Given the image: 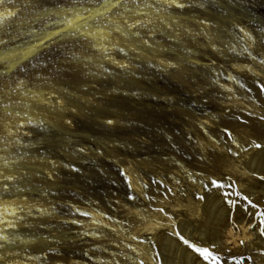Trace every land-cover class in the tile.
<instances>
[{
    "label": "rangeland",
    "instance_id": "374dc122",
    "mask_svg": "<svg viewBox=\"0 0 264 264\" xmlns=\"http://www.w3.org/2000/svg\"><path fill=\"white\" fill-rule=\"evenodd\" d=\"M124 2L105 13V0H5L18 15L0 27L6 41L0 53L9 57L0 62V171L15 177L10 192L43 200L55 213L47 219L23 211L21 226L0 238V264H10L15 252L31 253L37 264H161L156 238L162 232L173 235L177 264L186 257L201 264L176 230L191 243L216 245L223 264H264L255 214L264 211V169L252 172L248 165L254 153L264 155V108L252 109L241 87L243 79L256 78L264 95V0H179L184 8L163 14L171 27L161 25L153 8L155 24L139 29V37L116 31ZM239 111L263 133L255 134ZM152 190L149 199L145 192ZM211 202L222 225L208 217ZM75 205L99 210L130 238L116 245L110 223L100 228L105 238L94 237L80 222L89 216ZM203 231H217L218 242H208ZM135 241L146 244L152 262L131 249ZM118 250L126 253L116 258Z\"/></svg>",
    "mask_w": 264,
    "mask_h": 264
},
{
    "label": "bare ground",
    "instance_id": "6f19581e",
    "mask_svg": "<svg viewBox=\"0 0 264 264\" xmlns=\"http://www.w3.org/2000/svg\"><path fill=\"white\" fill-rule=\"evenodd\" d=\"M2 5H4V4H0V13L6 14L7 11H9V10L14 11L13 10L14 8L7 7L6 5H4V8H1ZM242 29L244 30L242 32L244 33L245 37L248 38V41L247 42H249V45H251L252 42H251V39L250 38H252V35H251L249 29L246 28V27H242ZM246 33L248 35H246ZM247 49L250 50V52H251L250 54H255V53H253V50L252 49H249V47ZM164 61H166V60H164ZM235 67H236L237 70L238 69H246L248 71H254V72H257L258 74H260V72H258L256 68H252V67H249L247 65L236 64L235 63ZM230 75H232L231 72H230ZM258 82L259 81L256 78H253V77L245 78V79H243L241 81V87L243 86L246 89L247 94H248V100H249L248 102H250V105L249 106H251V108L252 109H255V110L256 109H259V108H264V95H263L261 89L259 88ZM239 112L241 113V114L239 113L240 114L239 117L248 118L247 119V122L248 123H251L254 126V129H255L254 132H255V134H258V133H261L262 134L263 133V129L260 128V125L255 123L256 120L254 121L253 118L246 117V115L243 112H241V111H239ZM233 118H236V116L235 117L233 116L232 119ZM263 153H264V151H263ZM216 155L217 154H215V156H214L215 163H222L223 162V158L221 159L220 157H218ZM248 165H249V170L250 171H252V172H254V171L260 172L261 170L264 169V155L263 154L262 155H259V156L257 155V157H256V154L254 153V155L251 157L250 161L248 162ZM133 186L136 188V190L138 189V186H137V184L135 182L133 183ZM19 193L20 192L18 190H16V189L13 192H9V194H4L3 193V195H2V193H0L1 194L0 195V204L13 205L14 206L13 208H9L7 210L0 209V212H3V214L0 215V219L2 220V222L0 224L1 229H2L1 230L2 233H8V232L13 231L16 228H18V227L21 226V224H22V218L26 215V214L25 215L23 214V211H25V210L31 212L32 214H34L35 211H36V212H38L39 215H41V217H44V218H47V219L51 218L53 216V213H55L54 210H53V208L51 207V205H49L47 202H45L43 200L30 199V198H28V196H19ZM145 193H146V196L149 199H152L155 196V193L153 192V190L152 191H146ZM207 206H208L207 207V212H208L209 219H212V220L214 219V220H216V223L218 225H222V220L223 219H222L221 215H218L217 214V211H216V208H215V204H213L211 202V203L207 204ZM74 207L81 214H83L84 212L90 213V215H88L89 218H88L87 221L86 220H80V222L83 225L82 227H84L85 229H87L86 231H88L89 233H93L94 237H96V238H100V237L105 238L107 234H103V231L104 230H102L100 228H101V226H103V224L110 223L111 226L113 227V235L111 234V237H112L111 240L116 245L122 246L123 243L122 244L119 243L120 242V239H122V241H123V240H126V239H129L130 238V236H128V234H125L124 231H123V229H121L119 223L112 224L110 222V220L106 216H104L103 213L100 212L99 210H97L95 208H92V207H85V206H79V205H75ZM198 209H200V207ZM22 215H24V216H22ZM143 215L146 217L147 221L149 220L148 221V224L149 225L160 226L159 225L160 222L153 221V220L150 219V217L148 218L147 215H145V214H143ZM9 223L10 224H14L15 227L8 226ZM146 223H145V225H146ZM132 224H134V222ZM223 225H224V223H223ZM136 227H137V225H136ZM143 227H145V226H143ZM243 227H244V225H243ZM130 228L132 230H135V227L134 226L133 227L130 226ZM184 229H185V227H184ZM91 231H93V232H91ZM138 231H140V230H138ZM152 231H154V230L152 229ZM24 232H26V231H24ZM203 232H204L203 235H205L204 238L208 242H218V241H216L217 240V234L216 233H218L217 231H213L212 233H205V231H203ZM168 233H163L162 232V234L158 235L157 238H156L158 240V244L160 246L159 247L160 253L157 255V259L161 262V264H177L178 258L176 256L175 251H174L175 250V241L172 238L173 235L171 236ZM13 236L25 237L23 234H17V233H13ZM22 242L23 241L16 240V242L14 244H16L15 246H17V247H24L25 245ZM144 244H142L140 242H137V244H136V241H135V243L130 244V245H131V249H135L137 251V253H139L140 256H142L144 259L152 262L153 258L147 252H145L143 250L144 249V247H143ZM125 250H126V247H125ZM123 253H126V252L125 251H119L118 250L113 256L116 257L118 254H123ZM8 256H9L8 259L10 261V264H37V262H38V259L35 256H33L31 253H27L25 255V257L22 256L20 253H16V252L13 253L12 255L9 254ZM186 258L181 259L182 264H191V262L189 261V259H186ZM106 261L107 260L103 261V263L104 264H115L114 262H112V263H106ZM72 264H84V263H81L79 261H74L73 260L72 261Z\"/></svg>",
    "mask_w": 264,
    "mask_h": 264
},
{
    "label": "snow or ice",
    "instance_id": "6c2138e0",
    "mask_svg": "<svg viewBox=\"0 0 264 264\" xmlns=\"http://www.w3.org/2000/svg\"><path fill=\"white\" fill-rule=\"evenodd\" d=\"M5 0H0V4H4ZM25 7H28V4L26 3L24 5ZM176 7L178 9H182L185 7L184 3H180L179 0H160V3H150L149 0H132V6L129 7L127 0H125L124 2V9L125 12L119 13V15L122 17L123 19V23L117 27L116 31H128L131 32L133 35L135 36H140L141 33L139 31V29H144V28H148L149 25H154L155 22L151 19H149V14H150V10L155 8L157 12L161 13L160 16V23L161 25H166L167 27H171V24H168V22L164 19V13H166L171 7ZM104 11L105 13H110L112 10L117 9L119 7H121V0H105V4H104ZM142 10H148V11H142ZM16 15H18V12H14V11H7L6 14L4 13H0V27L3 26V24L6 22V20L8 18H12L15 17ZM134 17H142V18H135ZM82 17L79 16L78 14L76 15L75 19L79 20ZM107 22L108 23H115V21H112L111 16L109 15L107 17ZM64 23L67 26H72L74 24V21L72 18H67ZM241 31H244L243 29H241ZM149 36L154 35V33L149 30L147 33ZM246 35H248L246 33ZM45 39H49L48 36H45ZM144 44H147L148 41L147 40H143L142 41ZM6 41L3 39H0V45L5 44ZM40 44H43V41L40 40L39 41ZM35 47V46H33ZM106 50V49H105ZM33 49H28V55L32 54ZM121 51H123V49H121ZM9 57L3 53H0V62L6 61L8 60ZM121 67H125L124 65H121ZM24 81H18L16 83V87H21L23 86ZM2 90V89H0ZM12 91H15V88L11 89ZM53 95H55V93H53ZM57 103H62L61 101H57ZM19 115V114H17ZM28 123H32L31 120L27 121ZM20 123H24V121H20ZM108 123H112L111 121H108ZM8 131L11 132L12 129L9 127ZM227 131V130H226ZM257 147H260V145H256ZM229 152H231V149H228ZM5 164H7V161H5ZM0 180L5 181V183H3L2 187L4 190V194H9V192L11 191V188L14 187V185H10L8 182H12L15 180V177L11 174L5 175L2 171H0ZM221 181L218 180H212L211 184L219 187L221 185ZM169 191H171L169 189ZM237 196H240L241 194L239 192L236 193ZM225 199H227V195L225 194ZM243 199L245 201H247L248 205H251L254 209H257L260 207V205L254 204L247 196H244ZM227 203L230 205H233L235 203V201L233 200H227ZM13 205H5V204H0V209H4L7 210L9 208H13ZM159 211L163 212L164 209H159ZM3 212H0V215H2ZM256 217L259 221V227H260V233L261 235H264V211H257L256 213ZM83 215L87 216L90 215V213L88 212H84ZM8 226L10 227H15L14 224H8ZM249 227H251V225H249ZM174 235L177 236L179 238L180 241L183 242L184 245H187L189 248H191L194 253L198 254L199 258L201 259V264H223L222 259L220 257V255L215 251L216 249V245H212L211 247H205V246H200L196 243H191L189 239H186L183 235L180 234L179 230H176L174 232ZM0 238L3 239H7V236H4L2 232H0ZM240 243H243V241H240ZM118 264V262H117ZM141 264H144L143 261H141Z\"/></svg>",
    "mask_w": 264,
    "mask_h": 264
}]
</instances>
